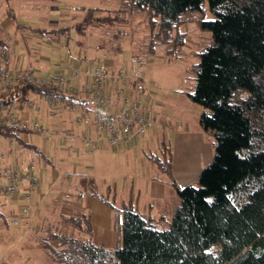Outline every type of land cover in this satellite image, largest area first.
<instances>
[{"label": "trees", "instance_id": "16d2710c", "mask_svg": "<svg viewBox=\"0 0 264 264\" xmlns=\"http://www.w3.org/2000/svg\"><path fill=\"white\" fill-rule=\"evenodd\" d=\"M119 1L122 7L111 10H146L159 18L162 42L172 41L176 49L184 43L183 33L176 32L184 15L205 0ZM206 1L215 18L199 21L210 40L193 64L195 86L187 96L203 108L199 124L214 138L211 161L194 182L180 186L162 140L154 159L170 177L179 205L167 226L158 227L104 199L119 236L113 249L93 242L88 214L66 215L51 207L33 230L56 264H264V0ZM5 45L0 39V47ZM42 92L30 84L0 90V105ZM0 132L15 135L7 127Z\"/></svg>", "mask_w": 264, "mask_h": 264}, {"label": "crops", "instance_id": "0c3cea01", "mask_svg": "<svg viewBox=\"0 0 264 264\" xmlns=\"http://www.w3.org/2000/svg\"><path fill=\"white\" fill-rule=\"evenodd\" d=\"M99 5L100 0H0V39L10 50L12 64L33 70L41 77L66 70L69 66L62 64L67 59L64 58L59 71H55V66H58L50 52L54 51L50 42L63 44L64 49L59 55L70 54L68 46L71 42L66 41L64 35L77 29L78 35H83L87 27H97L93 21L99 19ZM75 42L72 46L79 45L76 52L82 49V54L71 63L83 68L89 64L85 60L88 52L82 48L85 44L78 43V40ZM106 64L112 67L111 63ZM27 100L32 101L36 108L23 104L21 116L40 121L48 127L49 133L8 135L0 132V167L23 172L27 165L33 164L34 175L38 179L37 185L30 190L28 201L22 200L25 181L16 195L0 196V264H56L37 242L33 230L38 216L48 214L51 207L66 215L88 214L93 242L107 249L119 244V236L112 208L104 199L119 208L130 207L150 218L158 227H164L179 205V198L170 195L175 192L170 177L154 159L160 154L162 140L171 151V175L180 186L190 181L195 171L200 169L195 167L212 157L201 126L191 129L186 121L182 124L172 118L167 123L169 116L164 109L144 137L120 148L125 151L132 148L133 152H138V165L132 163L129 172L119 173L109 181L102 180L95 188L92 178L102 174L107 167L103 160L99 162L96 159L103 157L101 149L109 147L101 146L93 153H86L79 138L73 144L60 143L54 135L58 129L70 128L80 134L82 126L76 122L75 113L61 110L53 116L40 93H29ZM7 109H13V103L5 104L2 112ZM92 155H96L95 160L90 158ZM86 156L90 157L86 159ZM22 205H28L31 211L28 225L12 222V217L19 213Z\"/></svg>", "mask_w": 264, "mask_h": 264}, {"label": "built area", "instance_id": "2783aa9c", "mask_svg": "<svg viewBox=\"0 0 264 264\" xmlns=\"http://www.w3.org/2000/svg\"><path fill=\"white\" fill-rule=\"evenodd\" d=\"M22 84L44 90L40 95L53 116L61 110L75 113L76 122L82 126L80 134L70 128H62L54 135L62 144H73L78 138L81 139L86 153H93L101 146L112 149L125 147L134 139L144 137L149 127L157 122L159 101L150 92L146 74L141 68L125 71L114 69L106 63L87 64L83 68L73 65L51 77H41L33 70L13 65L10 50L1 46L0 90L9 91ZM23 104L36 108L29 100H17L13 103V109L4 112V105H0V126L11 128L15 134H48L46 125L21 116ZM0 178V196L3 197L16 195L25 181L27 184L22 189L24 201L29 200L30 190L38 183L33 164L27 165L23 172L4 169ZM30 213L29 206L22 205L19 213L12 217V222L28 225Z\"/></svg>", "mask_w": 264, "mask_h": 264}, {"label": "rangeland", "instance_id": "374dc122", "mask_svg": "<svg viewBox=\"0 0 264 264\" xmlns=\"http://www.w3.org/2000/svg\"><path fill=\"white\" fill-rule=\"evenodd\" d=\"M121 7L122 4L119 0H100V5L97 8L99 19L93 21L97 27H87L86 34L83 35H78V29L76 32L73 31L69 35L68 33L64 35L66 41L71 42L68 46L70 54L59 55L64 49L63 44L59 41L50 42L54 46L52 47L54 51L51 50L50 52L53 59H56V65L58 66H55V71H59L60 62L64 58L67 59L62 64L73 66L74 63L71 62L80 57L82 49L80 48L81 50L76 52L79 45L74 46L76 49L72 46L76 43L75 40H78V43L85 44L82 48H85L88 52L87 55L85 54V60L89 64H99L107 61L106 63H111L112 68L115 69L120 68L127 71L131 68H141L144 70L150 92L159 101L156 119H158V114L165 109L166 115L169 116L166 119L167 123L172 118L173 120H180L182 124L186 121L191 129L200 128L199 116L203 108L193 103L187 93L192 92L195 86L193 64L197 63L199 52L210 40L209 31L202 30L199 27L200 20L215 18L208 2L205 0L200 9L188 10L187 14L184 15L185 21L176 31L183 33L184 43L176 49H171L172 41L169 44L162 42V36L158 32L159 18L152 17L146 10L132 11L129 9V12L125 13L111 10ZM78 18L82 21L81 17ZM176 32H173L172 38ZM86 36L87 39L84 38ZM204 138L208 141L213 157L214 138L211 133L205 131ZM101 150L104 151L101 158L96 159V155L85 157L86 159L88 157L92 160L96 159L99 162L103 160L104 166L107 165L102 174L94 175L92 178L95 188L102 180L109 181L119 176V173L129 172L130 165L132 166V163L138 165V161H140L138 152H133L132 148L127 151L120 148H103ZM212 157L203 165L195 167V169L204 167L211 161ZM1 167L0 173L3 170V167ZM192 170H194L193 167ZM199 170L195 171L193 178L182 186L194 182ZM170 195L177 196L174 191ZM166 226L164 225V227ZM246 255L247 253H244L241 257Z\"/></svg>", "mask_w": 264, "mask_h": 264}]
</instances>
